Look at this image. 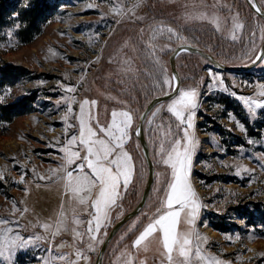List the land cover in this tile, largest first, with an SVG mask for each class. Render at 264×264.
<instances>
[{
	"label": "snow or ice",
	"instance_id": "obj_1",
	"mask_svg": "<svg viewBox=\"0 0 264 264\" xmlns=\"http://www.w3.org/2000/svg\"><path fill=\"white\" fill-rule=\"evenodd\" d=\"M241 2L250 7V16L242 14L234 3L184 0L183 26L176 25L175 17L161 19L138 14L143 0H136L130 7L119 2L112 5L116 24L127 19L142 26L137 29L135 39L128 37L106 58L102 47L94 57L85 60L76 83L59 82L63 94L56 107L64 105L66 110L61 116L62 139L54 138L52 145L60 153L58 166L46 173L33 166V182L25 181L27 173L19 177V182L25 183L26 193L31 191V183L36 188L58 185L62 200L52 215L41 219L37 214L35 221L27 222L26 214L35 212L34 208L30 209L26 202H21L23 207H19L13 200L11 214L0 216V264H18L19 252L44 243L49 247L48 255L41 257L42 264H92L91 254L98 253L110 238L109 228L125 218L127 197L133 192L139 195L146 186L149 163L156 166L151 169L155 177L153 195L140 196L145 205L128 218L120 232L112 249L113 264H233L211 252L209 237L200 231L201 211L208 205L204 204L193 180L201 145L197 115L203 103L201 96L222 89L242 101L248 113L255 117L258 109H264V82H254V93L241 94L234 90L235 79L229 85L212 68L206 69L207 79L203 75L198 79L181 77L179 72L169 69L163 56L173 53V59H178L181 52L192 51L193 45L188 43L184 31L188 23L200 22L209 24L221 40L240 43L239 59L264 64V0ZM13 16L16 22L7 32L9 38L13 29L21 27L19 14ZM145 20L149 22L143 24ZM95 36L99 42L100 34ZM104 45L107 46L106 41ZM206 47L212 51V45ZM102 59L115 67L106 74V90L89 96L91 88L82 86L88 70ZM184 79L193 83L184 84ZM113 81L120 87L112 89ZM80 91L85 95L78 99ZM230 118L239 129L247 131L246 125L234 115ZM145 128L153 150L151 157L146 151H138ZM249 143L264 144V138ZM257 156L264 162V153ZM236 171L239 174L255 170L240 164L236 165ZM3 175L0 171V178ZM29 227L33 229L31 233L26 231ZM64 233H70L71 240L61 239L57 243V237ZM227 238L233 239L231 235ZM239 238L237 233L236 239Z\"/></svg>",
	"mask_w": 264,
	"mask_h": 264
},
{
	"label": "rangeland",
	"instance_id": "obj_2",
	"mask_svg": "<svg viewBox=\"0 0 264 264\" xmlns=\"http://www.w3.org/2000/svg\"><path fill=\"white\" fill-rule=\"evenodd\" d=\"M31 1L11 0L12 9L6 23L0 27V96L4 97L0 100V171L4 173L0 178V216L11 214L13 200L19 207H23L21 202H26L35 212L27 213L25 222L35 221L37 214L41 219L52 215L62 200V189L58 185L36 188L31 183V191L26 193L25 183L19 182V177L24 173H27L25 181L33 182V166L41 173L58 166L60 153L52 145L55 143L54 138L62 139L61 116L66 110L64 105L56 107V101L63 94L59 82L76 83L80 68L85 67V60L94 57L102 47L106 58L128 37L135 39L137 29L142 26L140 22L133 23L127 19L116 24V16L111 12L114 3H124L130 7L136 0H45L49 9L38 25L40 33L32 43L25 44L19 34L23 23L18 30L13 29L12 38L7 36V32L16 22L13 13L19 14L20 21V12L28 9ZM183 2L184 0H143L138 14L161 19L175 17L178 18L175 20L176 25L183 26ZM221 2L234 3L242 14L251 15L250 7L241 0ZM90 4L95 7H88ZM148 22L145 20L143 24ZM62 32L65 34L62 35ZM96 33L100 34L99 42H96ZM184 35L189 37V44L212 55L225 66L243 67L251 64L238 58L242 50L240 43L221 40L207 23H188ZM89 36L92 37V43H89ZM197 37L198 40L195 39ZM217 44L222 46L216 47ZM206 45H212V51ZM172 54L163 56L170 70ZM191 55L193 54L182 53L177 59L181 77L198 79L203 75L207 79L206 69L212 68L221 73L229 85L235 79L234 90L241 94L254 93V82H264L262 63L247 73H227L218 71L209 61L197 55L193 58ZM114 67L106 59H102L88 70L82 87L91 88L87 93L89 96H97L106 90V74ZM11 74L13 76L4 77ZM94 77L97 78L95 83H90ZM41 80L44 81L43 84L39 83ZM243 81H248L249 85H244ZM183 82L193 83L191 79H184ZM110 87L116 89L120 85L113 81ZM83 95L85 93L80 91L78 99ZM201 100L202 107L197 115V133L201 145L196 155L193 180L208 207L201 211L200 231L209 237V250L231 260L233 264H264V256L260 255L264 253V167L261 166L264 162L257 156V153H264V144L249 143V140L264 138V109H258L257 115L253 117L242 101L222 89L205 92ZM103 103L101 96V104ZM13 106H18V109L11 108ZM230 115L244 123L247 131L239 129ZM145 133L148 140L146 128ZM150 150L152 155L151 146ZM138 151H142V147ZM240 164L255 171L238 174L236 165ZM145 187L141 190L137 203L131 199V195L127 197L125 216L138 206ZM16 215L19 216V213ZM112 229L109 228V234ZM26 231L31 233L33 229L29 227ZM237 233L239 239H236ZM119 234L111 243L104 264H113L112 249ZM228 235L233 237L232 241H229ZM61 239L70 241L71 234H62L57 237L56 242L59 243ZM48 247L44 243L19 252L18 264H42L41 257L48 255ZM98 253L91 254L92 264H96Z\"/></svg>",
	"mask_w": 264,
	"mask_h": 264
},
{
	"label": "water",
	"instance_id": "obj_3",
	"mask_svg": "<svg viewBox=\"0 0 264 264\" xmlns=\"http://www.w3.org/2000/svg\"><path fill=\"white\" fill-rule=\"evenodd\" d=\"M182 53L183 52H181L180 55ZM189 53H191L193 55H197V56L209 61L218 71L227 72V73H247V72H250L252 70H255L259 66V64L261 63V62L257 61L255 63H251L248 66L228 67V66H225V65L221 64L220 62H218L212 55L206 53L205 51H203L200 48H197L195 46H193L192 51H190ZM170 60H171V69L173 71L179 72L178 67H177V59H173V54H172ZM141 146H142V151H146L148 156L151 157V150H150L148 140L146 138L145 130L141 136ZM155 167L156 166L151 164V163H149L147 165V168L149 170L148 171V180H147V184H146L143 196H151V194H152L151 188L155 184V177H154V174L151 171V169H153ZM142 205H145V201H143V200L140 201L138 206L132 212L127 214L123 220H120L115 225V227L112 229V231L109 234V237H110L109 240L106 241V244L102 246L101 251L99 252L96 264H98V262H99V264H104V258H105V255H106L111 243L116 238V236L123 230V228L126 227V221L128 220V218L130 216H134L135 214H137V210L140 209Z\"/></svg>",
	"mask_w": 264,
	"mask_h": 264
},
{
	"label": "trees",
	"instance_id": "obj_4",
	"mask_svg": "<svg viewBox=\"0 0 264 264\" xmlns=\"http://www.w3.org/2000/svg\"><path fill=\"white\" fill-rule=\"evenodd\" d=\"M10 1L11 0H0V27H2L6 23V19L10 12V9H12ZM47 9H49L47 1L32 0L28 9L20 12V21L24 25L21 24L23 28H21L19 34L21 39H23V43L30 44L33 42L35 37L39 35L40 30H37L38 25ZM191 56H193V58H196V56L194 55ZM10 76L13 75H5L4 77L8 78ZM17 107L18 106H13L11 108L18 109ZM139 195L133 192L130 197L135 203H137L139 200Z\"/></svg>",
	"mask_w": 264,
	"mask_h": 264
}]
</instances>
